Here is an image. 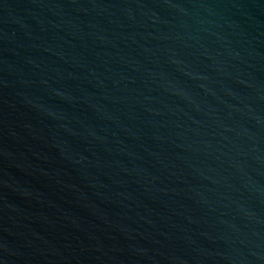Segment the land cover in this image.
Returning <instances> with one entry per match:
<instances>
[{
	"label": "water",
	"instance_id": "95a60500",
	"mask_svg": "<svg viewBox=\"0 0 264 264\" xmlns=\"http://www.w3.org/2000/svg\"><path fill=\"white\" fill-rule=\"evenodd\" d=\"M0 264H264V0H0Z\"/></svg>",
	"mask_w": 264,
	"mask_h": 264
}]
</instances>
